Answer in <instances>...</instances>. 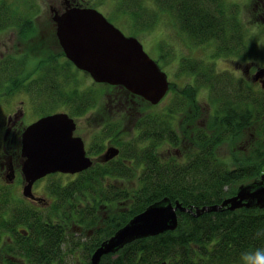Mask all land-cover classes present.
Instances as JSON below:
<instances>
[{
	"label": "trees",
	"instance_id": "16d2710c",
	"mask_svg": "<svg viewBox=\"0 0 264 264\" xmlns=\"http://www.w3.org/2000/svg\"><path fill=\"white\" fill-rule=\"evenodd\" d=\"M135 1L134 3L131 0L128 4L120 3L116 10L122 15L132 14L136 27L146 28L152 25L151 23L148 25L147 22L141 23L137 13L138 1ZM157 1L163 9L169 10L176 17L183 30H190L192 33L196 31L197 24L200 28H206L210 35L218 36L220 34L218 25L226 26L233 20L236 22V19L240 22L236 15L237 6H231L224 0H187L189 5L182 3V0ZM18 9L7 0L0 3V27L16 20L15 15L21 14ZM233 10L234 14L231 13ZM20 21L25 23L23 33L26 34L29 31V23L33 26V19L29 17ZM30 33L31 31L27 34ZM210 39L203 35L201 41ZM61 54L64 55L62 50L58 54L51 51L44 54L40 62L43 64L42 69L37 79L43 82L42 97L47 99V105L52 107L51 109L62 110L60 107H63L71 110L69 113L77 117L79 112L94 107L101 93L94 86L89 89L86 88L88 86H82L80 77L82 70L68 58L62 62ZM27 59L28 56L15 59L13 57L8 59L7 56L4 59L5 63L0 65L2 91L25 88L18 75H23L26 71H15L13 63L24 64ZM204 66L207 67L206 64ZM206 75L210 88L215 81L217 84L222 81L227 83L228 88L235 90V93L232 91L227 95L228 107L233 109L239 120L244 119L247 123L263 120V124H258L259 129L253 133L264 134V83L262 87H256L251 79L241 81L232 76H228L225 81V76L218 75L213 69H208ZM52 78L56 80L55 84L59 88L56 92L54 89L52 92L47 85ZM242 82L244 83L241 84ZM241 86L245 88L241 89ZM117 87L131 97L137 96L124 86ZM55 95L58 100H55ZM52 97L54 101H50ZM51 109L48 108L45 114L52 112ZM139 125L145 128L140 138L146 145L141 146L133 141L129 147L124 145L126 141L120 140L119 144L123 148L120 147L119 150L121 159L114 157L105 161L101 158L100 162H94L92 166L76 173L74 177L60 173L62 176L51 185L50 199H54L44 206L48 211L29 209L27 205L22 207L21 210L26 214L19 224L24 228L13 227L15 229L12 230V237L17 241H14L13 246L16 258L13 260L12 257H8L2 261L3 264H73L74 250L70 248L68 235L75 236L77 232H67V226L70 221L82 225L80 222L89 221L88 217L92 215H94L91 217L92 221L95 223V219L102 215L104 222L110 224L107 231L100 230L98 233L97 229L93 234L89 233L84 242L79 240L74 246L75 250L83 248L85 252L84 257L78 260L79 264H92L91 255L101 242L155 200L169 196L173 203L179 200L185 206L194 207L220 203L235 182L254 181L264 172L262 165L258 166L252 162L255 155L262 154L260 146L254 148L251 160L242 161L241 164L232 167L218 158L215 152L216 141L204 131L205 134L202 135V130L197 131V134L200 133L203 137H196L200 140L197 141L198 144L202 146L185 156L181 155L182 148L180 149L179 134L176 131L170 129L168 138L165 128L158 131L153 129L158 125L156 120L151 118L142 119ZM120 128L119 122L108 123L99 133L100 144L95 152L103 148L107 139H113L114 135L116 138ZM167 140L172 141L174 146L170 145L171 147L166 150H160ZM123 146L129 149L124 151ZM174 148H177L178 152L174 153ZM128 160H132L133 165L127 164ZM140 168L135 187L134 183L124 184L116 180L117 177L134 178ZM14 198L18 201L22 199ZM5 200L7 199L0 198L2 207L0 217L8 212V207L2 206ZM125 203L129 205L124 208L122 206L118 212L111 210L101 213L98 210V207L110 209ZM178 212L179 225L175 230L137 239L116 253L105 254L100 264H244V253L264 248V208L241 207L233 210L222 208L217 211H204L200 216L186 211ZM2 218L0 238L3 233L11 231L7 228L10 220ZM16 232L21 234L17 238ZM80 232L85 234L87 231ZM83 234H78V237H83ZM251 264H264V257L261 260L254 258Z\"/></svg>",
	"mask_w": 264,
	"mask_h": 264
},
{
	"label": "rangeland",
	"instance_id": "374dc122",
	"mask_svg": "<svg viewBox=\"0 0 264 264\" xmlns=\"http://www.w3.org/2000/svg\"><path fill=\"white\" fill-rule=\"evenodd\" d=\"M7 1L13 6L18 7L21 14L15 15L16 20L7 23L4 27H0V62L4 61L1 60L3 56L7 57L6 53H18L20 57L28 53L29 63H34L35 66L36 64L37 66H42L40 62L44 58V55L41 54L43 53V48H39L37 45L33 46V43L41 35L39 31L46 32V36H43V40H41L46 46V53L51 51L58 54L60 52L61 46L58 42L54 27L56 23L54 16L57 13L54 12L51 5L61 0ZM137 1V13L141 23L147 22L148 25L149 23L152 24L146 28H142L141 26L136 27L132 14L131 16L128 14L122 15L119 10H116L120 3L125 2L128 4L131 0H88L87 4L98 7L108 18H113L114 20H111L121 27L126 34H134L141 40L146 51L167 72L170 80V88L160 103L151 104L149 100L140 95L136 94L137 96L135 97L129 96L123 89L117 87L116 84L97 83L89 72L81 69L80 77L83 82L82 86H88L86 87L88 89L94 86L101 93V97L94 107L88 108L85 112L81 111L77 117H74L77 123L75 133L84 139L87 154L95 162H100L99 160L108 146L113 145L119 149L120 147L122 148L119 144L120 140L126 141L124 145H128L129 147L133 141H136L141 146L146 145V142L141 141L140 138L145 132V128L139 125V123L144 118H151L155 119L156 125L159 126L153 128L155 131L161 130L160 128H165L168 133V138H170V129L179 134L180 149L182 148L181 155L186 156V154L202 146L198 144L197 141L200 140L196 137H203L202 135L205 133L209 134L210 138L216 141L215 152L218 158L232 167L241 164L242 161L247 162L251 160V154L254 152V148L260 146L262 154L255 155L256 157L252 158V162L258 166L262 165V171H264V134L253 133L263 124V120L252 124L245 122L244 119L239 120L237 115H234L233 109L227 105V100H229V96L227 95L232 91L235 93V90L228 88L227 83L222 81L220 84H217L215 81V84L210 88L206 79L208 69H213L218 75H224L225 81L228 76H232L236 80L240 79L241 81L251 79L254 81V86L256 87L263 86L264 0H224L231 6H237L238 12L236 15L240 19V22L236 19V22L233 20L226 26L218 25L217 28L220 33L218 36L215 34L210 35L206 28L201 27L204 30L202 31L197 24H195L197 28L196 31H193L194 34L190 30H183L176 17L169 10L163 9L157 0ZM4 2L5 0H0L1 4ZM132 2L135 3L136 1L132 0ZM182 3L189 5L187 0H182ZM231 13L234 14V10ZM29 17L33 19V26H30L29 23L28 30L31 33L25 35L23 33L25 23H21L22 21L20 20L29 19ZM187 19L191 20L190 17H187ZM53 21L55 22L54 24ZM203 35L211 39L201 41ZM25 36L31 38L26 40ZM36 43H40V41ZM29 47L31 48L30 52L28 51ZM60 59L63 62L66 61L67 57L65 54H61ZM257 71H263V73L259 78L257 76V79L252 78L254 76L253 74ZM55 82L56 80L52 78L50 84H47L51 91L54 89V92L59 89ZM244 88L241 86V89ZM217 89L219 90L217 91ZM2 90L3 88L0 87V119H3L2 117L12 107L14 110L18 107L22 108L24 114L17 123L21 133L15 134L14 131V133L7 136L4 128L0 126V153L8 146L4 142L6 136L11 146L20 148L24 127L30 121L37 119L45 113L48 108H52L47 103H43L40 107L41 111H38L36 109V102L38 100L35 99V96H30L24 92H17L13 95L11 89L5 92ZM9 101L11 104H9ZM60 108L71 112L69 109ZM50 111L56 112L59 110L51 109ZM114 121L119 122L121 126L120 130L116 133L117 137L115 138L114 135L112 136L114 140L107 139L103 148L95 152L96 147L100 144L99 133L102 132L101 130L108 123ZM199 130H202V135L200 133L197 134ZM204 139L206 138L204 137ZM255 139L260 140L257 141ZM170 145H173V142L167 140L160 150H166V148L171 147ZM129 147H124V151H127ZM176 150L178 149L174 148L173 152H178ZM119 154L120 151L115 156V159L122 158ZM126 163L133 165L132 160H128ZM140 170L141 168L138 169L137 175L134 178L117 177L116 180L124 184L134 183L135 187ZM60 173L65 174L67 177H74L76 174L52 172L43 177V179L36 181L33 185V191L36 195L43 198V200L37 202H26V196L23 193L24 182H0V198L7 199L3 202L2 206L3 208L8 207V212L2 214V217L10 220L7 228L11 230L8 233H3V236L0 238V264H3L2 261L6 258L8 259V257H12L13 260L16 258V254L14 255L13 252V246L17 241L12 237V230L15 229L13 227L24 228L22 224H19L22 222L23 215L26 214L21 210L22 207L27 205L29 209L36 208L44 212L48 211V208L44 206H47V203H50L54 199H50L51 185L62 176ZM242 183L235 182L226 197L235 195L238 187ZM14 197L22 198L23 201L22 199L18 201ZM14 204L16 205L13 206ZM128 205L129 203L118 204L116 207L110 209L98 207V210L101 213L111 212V210L118 212L122 206L124 208ZM225 207L223 206V208ZM1 209L2 207H0ZM200 214L198 215L200 216ZM92 216L88 217L89 221L80 222L83 223L82 225L70 221L67 226V232H77L75 236L74 234L68 235V240H70L68 242L71 243L70 248L74 250L72 255L74 260L73 264H79L78 260L84 257L85 253L83 248L75 250L74 246L77 245V242L79 240L84 242L88 238L89 233L93 234L97 229L99 233L100 230L107 231L109 228L108 226L110 224L104 222L102 215L99 219H95V223L92 221ZM2 217H0V220L3 219ZM80 231L87 232L83 234ZM78 234H83V237L79 238ZM20 235L17 232L15 234L16 238ZM17 250L19 251V249Z\"/></svg>",
	"mask_w": 264,
	"mask_h": 264
},
{
	"label": "water",
	"instance_id": "95a60500",
	"mask_svg": "<svg viewBox=\"0 0 264 264\" xmlns=\"http://www.w3.org/2000/svg\"><path fill=\"white\" fill-rule=\"evenodd\" d=\"M57 35L65 55L97 82L122 85L152 104L159 103L170 87L165 70L144 48L141 40L125 34L95 7H72L54 16ZM77 123L66 111L44 115L29 124L22 134V171L27 183L24 194L33 196L34 183L52 172L77 173L93 165L82 136L75 134ZM119 153L109 146L103 153L107 161ZM240 207L264 208V172L254 181L242 183L236 194L221 203L185 206L169 196L155 200L132 216L112 235L104 239L91 255L92 264L116 253L127 244L179 225V212L195 215ZM195 208V210H194Z\"/></svg>",
	"mask_w": 264,
	"mask_h": 264
},
{
	"label": "flooded vegetation",
	"instance_id": "af4514ba",
	"mask_svg": "<svg viewBox=\"0 0 264 264\" xmlns=\"http://www.w3.org/2000/svg\"><path fill=\"white\" fill-rule=\"evenodd\" d=\"M87 1L88 0H61L59 2H56V4H52L51 6L53 7L52 9L54 10V12H56V13H62L64 11H66L67 8H72V7H96V6H91V5L87 4ZM96 8H98V7H96ZM52 17H53V15H52ZM108 19L111 22H113L111 20L113 18L109 17ZM54 23L55 22L53 21V24ZM115 25H117V24H115ZM54 27H55L56 36L58 38V35H57V24L56 23L54 24ZM3 29H5V28H3ZM27 33L25 35H29ZM39 33L41 35L34 41V43H33L34 45L33 46L37 45L39 48L40 47L43 48V51H42L43 53H41V54L44 55V52L46 53V46L42 43L41 40H43V36H46V32L39 31ZM25 38H26V40H29L31 37L28 38V37L25 36ZM37 41H40V43H36ZM58 42H59V38H58ZM59 44H60V42H59ZM60 46H61V44H60ZM13 49H14V47H13ZM30 49L31 48L29 47V49H28L29 52H30ZM61 49L64 52L62 46L60 48V51H61ZM27 54L28 53H25L22 56H28ZM64 54H65V52H64ZM6 55L8 56V59H9V57H13V59L20 57V56H18V53H15V54L6 53ZM5 58L6 57L3 56V58L1 60H4ZM62 58H64V57H62ZM0 63H5V62L2 61ZM41 65H43V64H41ZM13 69L15 71H18V70L26 71V72H23L24 73L23 75L22 74L18 75V79H20L21 84L24 85L25 88L19 89V90H16V91H12L13 95H15L17 92L18 93L24 92V93H28L30 96L31 95L35 96V99L38 100V102H36L37 103L36 104V109L38 111L39 110L41 111V109H40L41 104H43V103L46 104L47 103V99H44L42 97L43 89H44L43 82L39 81L37 79L38 73L40 72V69H42V66H37V64L35 66L34 63H29V57H28V62H26L24 64H17V63L14 64L13 63ZM262 73H263V71L262 72L261 71H257L255 74H253L254 76L252 78L257 79V76L259 78V76ZM262 82H263V79H262ZM97 83H102V82H97ZM52 92H53V90H52ZM55 100H58L56 95H55ZM50 101H54L53 97L50 98ZM9 104H11V102ZM7 108H10V107H7ZM60 111H64V110H60ZM23 114H24V111H23L22 108L18 107L16 110H14V108L12 107V109L8 113H6L5 116L2 117L3 119H0V126H1V128H4V131H6L7 136L12 134V133H14V131H15V134L16 133L17 134L21 133L20 128H18V126H17V123L19 122V119L21 118V116ZM44 115H47V114L43 113L38 118H40V117H42ZM37 119H35V120H37ZM35 120L30 121L29 124H31ZM26 127H24L22 132H24ZM75 132H76V130H75ZM7 136L5 137L4 142L7 143L8 146L5 147L4 151H2L0 153V182H8V183H11V182H14V183L15 182H19V183L21 182V183H23L24 182V185H25L27 183V181H26V178H25V176L23 174V171H22V162H23V158H24L23 155H22V152H21L22 145H21L20 148H17L16 146H11L10 142H8V137ZM94 162H95V160H94ZM23 189H24V187H23ZM23 193H24V190H23ZM34 195H35V197L26 196L25 195L26 196V202H29V201L37 202V201L40 200L41 197H39V195H36L35 193H34Z\"/></svg>",
	"mask_w": 264,
	"mask_h": 264
},
{
	"label": "clouds",
	"instance_id": "9594fccd",
	"mask_svg": "<svg viewBox=\"0 0 264 264\" xmlns=\"http://www.w3.org/2000/svg\"><path fill=\"white\" fill-rule=\"evenodd\" d=\"M264 257V248H257L254 251L243 254L244 264H251L253 259L261 260Z\"/></svg>",
	"mask_w": 264,
	"mask_h": 264
}]
</instances>
